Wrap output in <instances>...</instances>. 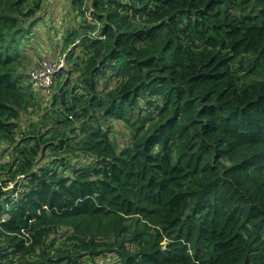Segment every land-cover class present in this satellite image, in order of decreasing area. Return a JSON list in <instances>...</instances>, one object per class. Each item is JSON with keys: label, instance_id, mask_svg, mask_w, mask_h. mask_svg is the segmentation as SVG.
Listing matches in <instances>:
<instances>
[{"label": "trees", "instance_id": "obj_1", "mask_svg": "<svg viewBox=\"0 0 264 264\" xmlns=\"http://www.w3.org/2000/svg\"><path fill=\"white\" fill-rule=\"evenodd\" d=\"M46 3L0 0V264H264V0H68L35 115Z\"/></svg>", "mask_w": 264, "mask_h": 264}, {"label": "rangeland", "instance_id": "obj_2", "mask_svg": "<svg viewBox=\"0 0 264 264\" xmlns=\"http://www.w3.org/2000/svg\"><path fill=\"white\" fill-rule=\"evenodd\" d=\"M44 1L47 3L43 11L35 19V25L27 33L26 38H23L21 45L23 47L26 44L29 54L33 55V61L30 58L25 60V63L30 65L32 69L40 67L46 58L51 59L62 56L66 51L70 52V47L66 48L64 40L72 27L79 25L82 21V16L78 14V11L76 13V11L69 10L68 0H50V3L48 0ZM86 15L91 16V9H87ZM63 78H65L64 71L57 76L51 89V95L45 92L46 95L35 108V115L45 111L46 108L55 107L53 106V95L57 90L59 80ZM28 118L31 119L32 116H28ZM21 123L22 125H27L31 123V120L23 119ZM114 134L118 137L123 136L119 130H116ZM167 243L168 240H166L165 245Z\"/></svg>", "mask_w": 264, "mask_h": 264}, {"label": "built area", "instance_id": "obj_3", "mask_svg": "<svg viewBox=\"0 0 264 264\" xmlns=\"http://www.w3.org/2000/svg\"><path fill=\"white\" fill-rule=\"evenodd\" d=\"M67 64V52L62 56L46 58L40 67L33 69L31 80L38 86L44 87L46 92H51L59 71Z\"/></svg>", "mask_w": 264, "mask_h": 264}]
</instances>
